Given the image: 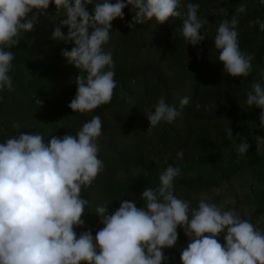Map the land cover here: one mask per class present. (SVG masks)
<instances>
[{
	"label": "clouds",
	"instance_id": "9594fccd",
	"mask_svg": "<svg viewBox=\"0 0 264 264\" xmlns=\"http://www.w3.org/2000/svg\"><path fill=\"white\" fill-rule=\"evenodd\" d=\"M52 3L56 14L66 16L54 26L52 39L74 45L70 51L62 50L66 63L79 72L77 92L69 104L74 113L93 112L113 99L117 87L114 63L104 46L111 39L112 22L124 18L126 7L131 6L134 13L127 25L130 29L179 18L182 27L178 30L187 44L196 47L205 40L200 32L208 20L198 16L199 4L184 5L181 0H0V91L13 90L11 49L22 33L33 30L36 17L30 20L29 15L45 13ZM87 5H94L93 14ZM245 11L244 5L237 9ZM238 24L236 15L224 19L214 44L223 72L246 78L254 56L241 50ZM252 24L264 31L259 19ZM65 27L67 35L61 31ZM246 95V104L261 110L259 120L264 128V85L253 82ZM189 102L190 97L181 98V108ZM36 103L41 106L42 102ZM144 111L148 131L161 123H173L180 114L163 96ZM225 133L234 143L241 139L237 151L247 153L249 145L239 134L234 138L230 127ZM102 137L101 118L94 115L75 135H52L46 142L39 133H20L0 143V264H164V250L177 244L178 228L189 240L181 251V264H264V227L257 226L264 225V214L252 222L205 198L192 207L191 201L174 193V180L181 169L173 165L159 175V187L143 191V207L121 200L119 208L110 213L107 205H98L95 214L103 227L95 238L91 230L77 237L75 229L85 226V210L90 207L81 192L92 188L104 171V162L98 158ZM183 156V150L176 153L177 160ZM221 234L223 245L218 240Z\"/></svg>",
	"mask_w": 264,
	"mask_h": 264
},
{
	"label": "trees",
	"instance_id": "16d2710c",
	"mask_svg": "<svg viewBox=\"0 0 264 264\" xmlns=\"http://www.w3.org/2000/svg\"><path fill=\"white\" fill-rule=\"evenodd\" d=\"M181 2L199 4L198 16L208 20L200 32L205 40L196 47L187 44L178 30L182 27L179 18L130 29L127 25L134 13L131 6L126 7L124 18L112 22L111 39L104 46L114 63L117 87L113 99L90 113H74L69 108L77 92L75 79L79 72L62 56V50L70 51L74 45L52 39L54 26L66 19L62 13L56 14L54 3L43 14L29 15L30 20L36 17L33 30L22 33L11 49L14 60L9 75L13 90L0 91V143L20 133H39L47 142L52 135H75L94 115L101 118L103 137L98 158L104 162V171L92 188L81 192L90 207L85 210V226L75 229L77 237L91 230L95 238L103 227L95 214L98 205H107L110 213L119 208L121 200L143 207V191L159 187V175L169 165L181 169L174 180L175 195L191 201L192 207L205 198L227 210L231 206L225 200L233 198L238 203L231 207L233 210L251 208L264 214V128L260 126L261 110L246 104L251 84L259 81L264 85V31L259 24L250 26L257 19L264 22V2ZM241 5L246 8L244 13L237 12ZM93 7L86 6L90 14ZM233 15L239 20L241 50L254 56L246 78H233L223 72L214 44L219 24ZM61 31L67 35L68 29ZM162 96L180 114L173 123H161L148 131L144 109L151 108ZM185 96L190 102L181 108L180 99ZM39 99L41 106L36 103ZM14 123L20 127L14 128ZM228 127L234 138L239 134L249 145L247 153L237 151L241 139L236 143L230 140L225 133ZM180 150L184 156L177 160ZM238 174L248 179L241 190L231 183ZM177 232V244L164 250V264H181V251L189 240L181 228ZM218 240L223 245L224 235Z\"/></svg>",
	"mask_w": 264,
	"mask_h": 264
},
{
	"label": "rangeland",
	"instance_id": "374dc122",
	"mask_svg": "<svg viewBox=\"0 0 264 264\" xmlns=\"http://www.w3.org/2000/svg\"><path fill=\"white\" fill-rule=\"evenodd\" d=\"M261 78L264 79V76ZM262 79L260 81H263ZM247 181H248V179L244 174H238L237 176L233 177L231 183H232L233 187L241 190L240 188L244 187V185L247 183ZM214 192L217 193L218 190H215ZM225 204L228 206H231V207H237L238 206L237 201L234 200L233 198H227L225 200ZM231 207H228L227 210H233ZM238 213L241 215L242 219L245 217H248V218H250V220L252 222H255V220L257 218H259V216H260L255 210H253L251 208H243V207L240 208L239 207ZM257 226L258 227H264V225H257Z\"/></svg>",
	"mask_w": 264,
	"mask_h": 264
}]
</instances>
